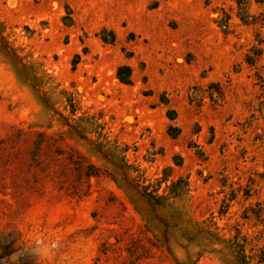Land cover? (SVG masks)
<instances>
[{
    "label": "rangeland",
    "instance_id": "obj_1",
    "mask_svg": "<svg viewBox=\"0 0 264 264\" xmlns=\"http://www.w3.org/2000/svg\"><path fill=\"white\" fill-rule=\"evenodd\" d=\"M24 255L264 264V0H0V264Z\"/></svg>",
    "mask_w": 264,
    "mask_h": 264
},
{
    "label": "trees",
    "instance_id": "obj_2",
    "mask_svg": "<svg viewBox=\"0 0 264 264\" xmlns=\"http://www.w3.org/2000/svg\"><path fill=\"white\" fill-rule=\"evenodd\" d=\"M118 77L121 81L125 83H131L132 77H131V70L128 65H121L118 68L117 71ZM53 138L52 136L49 137V135L45 134L44 132H38L37 133V139L35 140L33 149L29 152L31 153V161L29 165H32L34 163L36 166H38L42 170H46L50 168V164L55 163V159L52 158L50 161H46L43 156L42 152L44 149V144L42 142L48 141L49 139ZM13 142H20L21 139H12ZM71 152L68 154V160L71 163H74L76 165L77 170V178H81L82 176L89 177L90 175H98L99 168L95 165L87 162L85 157L81 155L77 150L70 148ZM74 154H77V159H74ZM60 172L63 174L68 173V167L66 163H63L60 167ZM69 175V174H68ZM78 189V186L73 185L72 190L76 192ZM151 196V195H150ZM260 215V214H259ZM14 250L4 251L3 254L6 256H9ZM19 264H34L33 259H30L26 257L25 255L20 258Z\"/></svg>",
    "mask_w": 264,
    "mask_h": 264
}]
</instances>
